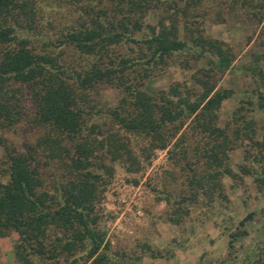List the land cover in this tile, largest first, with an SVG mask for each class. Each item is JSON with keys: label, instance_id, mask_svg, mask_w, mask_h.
I'll return each instance as SVG.
<instances>
[{"label": "rangeland", "instance_id": "374dc122", "mask_svg": "<svg viewBox=\"0 0 264 264\" xmlns=\"http://www.w3.org/2000/svg\"><path fill=\"white\" fill-rule=\"evenodd\" d=\"M115 1L28 0L34 12L33 27L17 33L28 37L34 51L54 55L58 52L60 60L79 68L93 56L80 54L70 45L59 44V39L68 29L82 23L89 25L90 16L100 8L105 10L107 18L110 17ZM170 16L179 38L189 42L201 32L206 37L221 40L232 54L228 68L223 72L213 71L210 79L216 87L232 90L221 100L216 123L225 128L229 139L225 163L235 174H221L220 194L204 201L199 192L196 200L188 203L187 212L181 213L178 221H172L174 203L171 198L186 193L188 166L201 168V148L211 139L192 129L191 116L185 117L174 137L183 131L186 157L178 153L182 147L176 146L175 152L180 157L176 159L170 157L166 148L141 152L142 138L118 129L127 137L126 143L135 160L111 158L105 150L108 144L102 138L116 126L106 109L117 103L123 91L112 83H97L88 91V99L83 104L85 125L82 129L89 138L102 139V145L93 149L90 158L92 172L103 174L96 203L99 214L96 227L103 233L108 257L117 262L114 264H264V161L259 158L255 144L233 132L242 117L254 120V139L259 140L264 129V110L257 105V90L261 86L248 68L255 63L264 67V0H162L144 12L140 18L141 28L133 30V35L140 39L147 31L146 24L160 18L167 22ZM139 44L122 39L109 45L107 53L112 58L124 56L130 61L142 60L145 56H138L143 44ZM194 52H173L165 64L150 69L141 87L154 93L170 83H177L182 92L195 96L200 90L199 78L205 77L208 54ZM138 66L135 71L128 68L131 69L129 76L141 72ZM20 89L27 99L29 89L24 86ZM89 124H95L100 133L94 128L89 130ZM41 132L42 128L27 117L9 126L0 124L2 180L6 178L2 142L22 150ZM243 165L246 172L241 169ZM39 169L44 184L50 187L51 179L59 174L61 167L52 159L48 164H40ZM56 235L62 236L58 229L50 226L47 238L54 239ZM16 240L14 230L0 235V264H89L85 247L65 251L60 249V243L52 253L49 251L52 245H47L49 250L30 254V262L23 263L13 254Z\"/></svg>", "mask_w": 264, "mask_h": 264}, {"label": "trees", "instance_id": "16d2710c", "mask_svg": "<svg viewBox=\"0 0 264 264\" xmlns=\"http://www.w3.org/2000/svg\"><path fill=\"white\" fill-rule=\"evenodd\" d=\"M161 1L116 0L110 17L107 18L105 10L100 8L90 16L89 25L82 23L63 32L59 44L70 45L80 54L93 56L87 64L77 68L60 60L58 52L54 55L34 51L28 37L18 35V30L33 27L34 12L28 0H0V124L9 126L27 117L43 131L22 150L2 142L6 178H0V235L9 230L17 233L13 246L17 260L28 263L30 254H43L49 250L47 245H52L49 250L52 253L60 243V249L65 251L85 247L89 264L117 263L108 257L103 233L96 227L99 217L96 203L103 174L92 172L90 158L103 139L111 158L135 160L126 143L127 137L118 129L139 135L144 141L139 148L141 152L166 148L170 157L176 159L180 158L178 153L186 157L183 131L174 137L185 117L191 116L192 129L211 139L201 148V168L188 166L186 193L171 198L174 205L170 219L174 222L179 220L181 213L187 212L188 203L196 200L199 192L204 201L220 194L221 174H235L225 163V151L229 147L225 128L216 123L221 100L232 90L216 87L210 79L213 71L223 72L228 68L232 54L221 40L206 37L201 32L189 42L179 38L171 16L167 22L160 18L146 24L145 35L136 38L133 30L141 28L140 18L144 12ZM99 16L101 19L97 18ZM122 39L142 43L138 57H145L131 61L124 56L110 57L109 45ZM182 50L208 54L205 77L199 78L200 90L195 96L182 92L177 83H170L154 93L141 87L152 67L165 64L173 52ZM137 65L141 72L129 76L131 69L128 68L135 71ZM248 68L261 86L257 90V105L264 110V67L255 63ZM101 82L120 86L123 94L116 104L106 109L116 128L108 130L97 141L82 131L85 125L83 104L88 99V91ZM20 86L29 89L27 99L23 98ZM240 122L233 130L235 136L242 135L255 144L259 158L264 161V129L261 138L256 140L252 136L254 120L242 117ZM88 127L101 131L95 124ZM176 146L182 147L178 153L174 149ZM52 159L60 163L61 169L48 187L39 165L48 164ZM244 167L241 169L246 172ZM50 226L61 232L62 236H55L56 241L47 238Z\"/></svg>", "mask_w": 264, "mask_h": 264}]
</instances>
